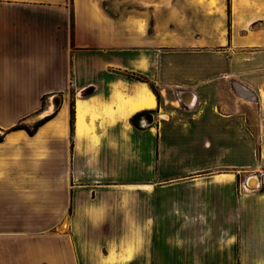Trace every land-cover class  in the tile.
<instances>
[{
	"label": "crops",
	"instance_id": "1",
	"mask_svg": "<svg viewBox=\"0 0 264 264\" xmlns=\"http://www.w3.org/2000/svg\"><path fill=\"white\" fill-rule=\"evenodd\" d=\"M146 1L0 0V129L60 100L0 141V264H247L244 223L264 262V186H236L264 123L254 140L212 100L216 71L264 69V0Z\"/></svg>",
	"mask_w": 264,
	"mask_h": 264
},
{
	"label": "rangeland",
	"instance_id": "2",
	"mask_svg": "<svg viewBox=\"0 0 264 264\" xmlns=\"http://www.w3.org/2000/svg\"><path fill=\"white\" fill-rule=\"evenodd\" d=\"M156 2H163L162 5L165 8H169L173 6L174 0H153ZM204 0H200L202 2ZM219 0H210L209 5L210 8H213L215 12H219ZM145 3V4H144ZM226 3V12L228 13V0H225ZM149 1L146 0H125L123 3L124 8L134 9L135 14L142 10L149 8ZM154 7L158 8L157 5ZM149 11V10H148ZM150 20V19H149ZM241 57V54H237V56ZM250 56L248 54H244ZM236 56V58H238ZM220 58L216 55V64L218 65V60ZM219 69V68H218ZM239 69V68H236ZM217 70V69H216ZM221 71V70H220ZM220 71H216V80L213 86V101L215 103V111L221 114H226L228 112L234 113L236 118L239 113L241 117L244 118V122H246L247 131L251 134L252 139H257L258 128L261 122L264 123V69L257 70L255 67L246 69L245 74L239 76H230V77H217L220 75ZM227 71V70H224ZM238 71V70H237ZM142 76V75H141ZM144 77V76H142ZM145 78V77H144ZM146 80V78H145ZM147 81V80H146ZM176 87L172 88V92L176 91ZM171 92V91H170ZM256 97V100L254 99ZM160 101V99H159ZM160 114H164L165 118L168 116L166 113L159 111ZM254 139V140H255ZM257 144L256 142L251 143L246 148V159L239 163L238 165H242V167H236L238 170L236 173V186L237 188L244 189L243 185L246 178L250 175H256L260 179L259 186L256 189H261L264 186V166L260 167L257 163L258 155H257ZM241 158L243 156L241 155ZM247 190H251L246 188ZM247 234L243 237H239L237 234L236 242L232 243V253L234 255H240L242 253V244L246 246V263L247 264H264L263 260H251L248 258L250 253V246L252 245V240L254 239L253 234H249V223H244ZM234 233V230L232 229ZM0 233H2V227H0ZM230 237L231 234L226 235L224 237ZM233 238V237H232ZM253 246V245H252ZM233 262V258L231 260ZM228 261L226 260V263Z\"/></svg>",
	"mask_w": 264,
	"mask_h": 264
},
{
	"label": "trees",
	"instance_id": "3",
	"mask_svg": "<svg viewBox=\"0 0 264 264\" xmlns=\"http://www.w3.org/2000/svg\"><path fill=\"white\" fill-rule=\"evenodd\" d=\"M126 76L130 77V78H133L135 80H138V81H141V82H146L145 78L142 77L141 75H138V74H134V73H126L125 74ZM150 88L151 90L155 93L156 95V92L153 88V86L150 84ZM55 111L52 112L51 114L43 117L42 119L36 121L32 126L28 127L22 123H18L12 127H10L9 129L7 130H2L0 129V141H2L4 135L9 132V131H13V130H18V129H23L26 131V133L28 135H32L34 134V132L36 131V129L41 125L43 124L44 122H46L48 119H50L53 115H54ZM142 111L141 112H137L135 114H133L131 117H130V123L138 128V117L141 115ZM72 122H73V104L72 102L70 103V119H69V124H70V129H72ZM263 188V186H262Z\"/></svg>",
	"mask_w": 264,
	"mask_h": 264
},
{
	"label": "water",
	"instance_id": "4",
	"mask_svg": "<svg viewBox=\"0 0 264 264\" xmlns=\"http://www.w3.org/2000/svg\"><path fill=\"white\" fill-rule=\"evenodd\" d=\"M181 100L183 101V103L186 105V106H189V104L191 103L192 101V95L190 92H183L182 93V96H181ZM59 98L57 96L53 97L52 100H51V105L53 106L54 108V111L57 109L58 107V104H59ZM143 121V126H149L151 125L153 122H154V118L153 117H148L147 119H142ZM256 180V184L252 185L250 184V182L252 180ZM263 179V177H262ZM259 182H260V179L258 178V176L256 175H250L246 178L245 182H244V186L248 189H256L258 188L259 186Z\"/></svg>",
	"mask_w": 264,
	"mask_h": 264
},
{
	"label": "flooded vegetation",
	"instance_id": "5",
	"mask_svg": "<svg viewBox=\"0 0 264 264\" xmlns=\"http://www.w3.org/2000/svg\"><path fill=\"white\" fill-rule=\"evenodd\" d=\"M155 116H156V111L154 110L151 109L142 110L141 115L138 117V121H140V119H147L148 117L155 118Z\"/></svg>",
	"mask_w": 264,
	"mask_h": 264
},
{
	"label": "bare ground",
	"instance_id": "6",
	"mask_svg": "<svg viewBox=\"0 0 264 264\" xmlns=\"http://www.w3.org/2000/svg\"><path fill=\"white\" fill-rule=\"evenodd\" d=\"M129 103V102H128ZM129 105H131V104H129ZM128 105V106H129ZM144 106V105H143ZM149 106H150V104H149ZM145 107V106H144ZM250 184H252V185H254V184H256V180L254 179V180H252L251 182H250Z\"/></svg>",
	"mask_w": 264,
	"mask_h": 264
}]
</instances>
